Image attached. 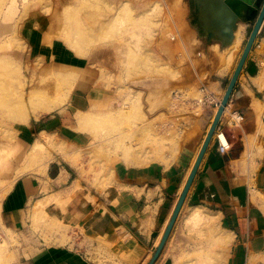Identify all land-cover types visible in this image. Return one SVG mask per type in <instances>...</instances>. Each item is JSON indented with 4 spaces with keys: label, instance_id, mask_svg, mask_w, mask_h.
<instances>
[{
    "label": "crops",
    "instance_id": "crops-1",
    "mask_svg": "<svg viewBox=\"0 0 264 264\" xmlns=\"http://www.w3.org/2000/svg\"><path fill=\"white\" fill-rule=\"evenodd\" d=\"M99 47L89 53L87 65L57 73L52 93L31 89L65 97L59 107L56 104L33 118L35 127L25 126L30 137L17 131L8 139L12 144L4 160L12 170L0 181L5 188L0 196V224L14 232L23 225L37 232L43 244L28 264H147L217 109L206 106L192 115L181 137L172 138L169 158L168 152L149 148L135 149L126 158L111 147L108 155L104 142V167L97 173L95 150L100 138L91 123L84 125L81 115L99 117L113 100L130 93L149 101L145 109L149 118L166 116L170 112L168 91L173 86L170 79L139 75L125 81V88L119 87L126 57L112 54L108 61L98 57ZM261 51V42L249 51L230 98L231 105L245 114L238 131L224 128L231 148L222 158L212 136L152 264H178L175 257L181 250L186 255L215 250L221 264H264ZM221 82L211 83L219 97L223 95ZM226 115L227 108L222 119ZM84 164L90 177L87 181L92 178L90 185L83 183L81 172L70 168ZM214 239L219 242L215 248Z\"/></svg>",
    "mask_w": 264,
    "mask_h": 264
},
{
    "label": "rangeland",
    "instance_id": "rangeland-1",
    "mask_svg": "<svg viewBox=\"0 0 264 264\" xmlns=\"http://www.w3.org/2000/svg\"><path fill=\"white\" fill-rule=\"evenodd\" d=\"M184 1L0 0V181L2 176H8L12 170V165L4 160L12 144L8 139L16 135L17 131L30 137L29 129L25 126L35 127L33 118L47 112L35 113L28 106L25 119L14 118L16 112L22 108L24 110L21 99L36 88L48 89L52 93L57 73L87 65L86 58L97 46H101L98 57L108 61L112 54L126 57L117 84L119 87H124V82L135 76L155 75L172 80L169 95L174 89L195 90L202 85L213 92L211 83L217 80H222L224 92L263 0H250L254 5L244 19L237 23L234 40L227 47L213 41L207 44L205 38L199 37L200 9L192 7L193 4L198 5L199 1L189 2L193 15L189 12L186 14L190 16L183 15L186 9ZM263 36L264 22L251 49L261 42V52L264 53ZM201 41L204 46L200 48ZM260 61H264V58ZM223 73L226 75L222 79ZM116 99L99 117L95 118L86 112L81 115L84 125L91 123L93 131L100 138L97 140L100 147L95 150L97 173L102 171L105 153L109 155L111 147L114 153H123L126 158L135 149L140 151L141 148L162 149V152L169 153V158L172 138L176 141L182 134L171 132L166 135L160 132L156 124L165 116L149 118L145 114L149 101H145L142 96L129 93ZM202 110L198 108L195 115ZM192 117L191 114L190 122ZM104 142L108 145L106 152L102 147ZM70 168L76 174L81 172L80 177H85L83 183L90 185L92 178L87 181L90 177L86 164ZM4 190L0 184V196ZM189 242L200 244L187 240ZM218 243L214 239L213 247ZM42 244L37 232L27 225L14 232L0 224V264H28L29 257ZM185 253L186 250L178 252L175 257L178 264H221L222 261L221 255L215 250L204 254L203 251L192 255Z\"/></svg>",
    "mask_w": 264,
    "mask_h": 264
},
{
    "label": "water",
    "instance_id": "water-1",
    "mask_svg": "<svg viewBox=\"0 0 264 264\" xmlns=\"http://www.w3.org/2000/svg\"><path fill=\"white\" fill-rule=\"evenodd\" d=\"M198 1L199 4L198 5L196 4V7L198 6L199 8L198 7L197 8L200 9V12H198V16L201 19L198 23L199 35L205 38L206 40L205 43L208 44L213 41L220 43L222 47H227L232 43L235 37V29L237 28V23L240 20L244 19L246 13L247 12L249 13L254 5L250 0H198ZM211 7L216 9L215 14H210ZM194 15H196V11L194 12ZM221 17L223 20L222 22L220 21ZM263 22H264V0L254 20V23L246 39V42L243 46V49L239 55V58L233 68L231 76L228 80V83L221 97L220 105L217 107L215 111L213 119L206 132L205 138L194 160V163L190 169L187 179L183 185V188L178 196V199L171 213V216L168 220V223L163 231V234L160 238V241L152 257L150 258L147 264H152L155 261V259L159 255L160 250L162 249L164 243L166 242L169 236V233L175 222L177 214L181 208L185 195L189 189L194 174L197 170L198 164L213 136V132L221 118L223 109L225 105L228 103L229 98H231L239 73L254 43L255 38L263 25ZM243 120L241 121V123L243 122Z\"/></svg>",
    "mask_w": 264,
    "mask_h": 264
},
{
    "label": "built area",
    "instance_id": "built-area-1",
    "mask_svg": "<svg viewBox=\"0 0 264 264\" xmlns=\"http://www.w3.org/2000/svg\"><path fill=\"white\" fill-rule=\"evenodd\" d=\"M259 72L264 75V61L259 62ZM221 97L216 96L206 86L202 85L195 90L178 88L170 92L169 109L170 112L158 125L160 132L169 135L171 132L182 133L190 123V115H195L198 108L212 106L217 108L220 105ZM126 105V104H124ZM227 105V115L224 119L220 118L213 137L217 141V149L224 158L231 148V142L227 137L224 128L229 127L233 131L240 129L244 114L231 105L229 98Z\"/></svg>",
    "mask_w": 264,
    "mask_h": 264
},
{
    "label": "bare ground",
    "instance_id": "bare-ground-1",
    "mask_svg": "<svg viewBox=\"0 0 264 264\" xmlns=\"http://www.w3.org/2000/svg\"><path fill=\"white\" fill-rule=\"evenodd\" d=\"M191 1V2H190ZM189 2L190 3H193L194 1H192V0H185L184 1V3L186 4V9H185V11H184V16L185 15H189L190 16V14H186V13H191V15H193V12H192V7L195 9V8H197L196 7V5L194 6V4L192 5V7H191V9H190V6H189ZM189 6V7H188ZM199 8V7H198ZM215 11H216V9L215 8H213V7H211L210 8V14H215ZM187 18H189L190 19V17H187ZM192 18H193V16H192ZM184 19H185V17H184ZM195 20V19H194ZM193 20V21H194ZM186 21V20H185ZM189 21V20H188ZM192 21V22H193ZM199 21V20H198ZM221 22L223 21L222 20V17H221V20H220ZM190 22V21H189ZM191 22V23H192ZM185 23V22H184ZM187 23V22H186ZM190 24V23H189ZM194 24H196V23H194ZM186 26H188V27H195L194 25H187V24H185ZM183 26H184V24H183ZM196 26H197V24H196ZM199 26V25H198ZM184 28H185V26H184ZM194 29V28H193ZM197 29V28H196ZM195 30V29H194ZM196 32V31H195ZM194 32V33H195ZM196 33H198V32H196ZM195 33V34H196ZM188 34V33H187ZM199 34V33H198ZM199 37H200V35H199ZM202 38V37H201ZM108 39V38H107ZM199 39V38H198ZM202 40V39H201ZM200 41V40H199ZM199 43V42H198ZM201 43H202V41H201ZM200 44V43H199ZM203 44V45H202ZM201 45H200V48H201V46H204V43H202ZM197 45V44H196ZM211 45V44H210ZM213 45V44H212ZM198 46V45H197ZM209 46V45H208ZM207 46V47H208ZM218 46H219V44H218ZM231 46H233V45H231ZM230 46V47H231ZM210 47V46H209ZM208 47V48H209ZM220 47V46H219ZM205 47H203V49H204ZM207 48V49H208ZM211 48V47H210ZM219 49V48H218ZM209 50H212V49H209ZM220 50H221V48H220ZM227 50V49H226ZM205 51V50H204ZM207 51V50H206ZM205 51V52H206ZM217 52H220V51H217ZM223 52V51H222ZM224 52H225V49H224ZM206 54V53H205ZM224 57V56H223ZM162 68V67H161ZM62 77V76H61ZM60 77V78H61ZM64 78V77H63ZM62 79V78H61ZM68 79V78H67ZM60 79L58 78L56 81H59ZM63 80V82H66V81H64V79H62ZM62 80H60V82H62ZM62 82V83H63ZM60 84V83H59ZM67 84V83H66ZM210 87V86H209ZM56 90V89H55ZM46 91V90H45ZM47 93V92H46ZM44 91H40V90H30L29 92H28V94L27 95H25L24 97H23V99H21L22 101V105H23V107H24V110H23V108L19 111V112H16L15 114H17V113H20V112H22L21 114H18V115H15L14 114V118H15V116L17 117V118H20V119H25L26 118V116H27V113H26V108L29 106L31 109H32V111L34 110V112L36 113V112H41V111H45V110H50L52 107H54L56 104H58L59 102H61L62 101V99L65 97V95H64V97H59V96H53L52 98H50V97H48V95L46 94ZM60 93V92H59ZM222 97V96H221ZM65 100V99H64ZM62 103V102H61ZM226 107H227V105H225V107H224V109H223V112H224V110H226ZM223 112H222V114H223ZM12 115H13V113H11ZM83 117H81V119H82ZM19 119V120H20ZM82 122V121H81ZM173 154V153H172ZM172 157V156H171Z\"/></svg>",
    "mask_w": 264,
    "mask_h": 264
}]
</instances>
